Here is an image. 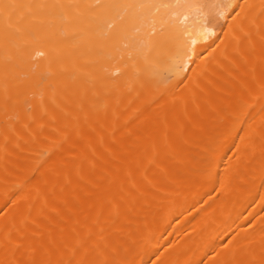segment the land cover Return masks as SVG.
Returning a JSON list of instances; mask_svg holds the SVG:
<instances>
[{
    "label": "bare ground",
    "instance_id": "bare-ground-1",
    "mask_svg": "<svg viewBox=\"0 0 264 264\" xmlns=\"http://www.w3.org/2000/svg\"><path fill=\"white\" fill-rule=\"evenodd\" d=\"M0 264H264V0H0Z\"/></svg>",
    "mask_w": 264,
    "mask_h": 264
}]
</instances>
